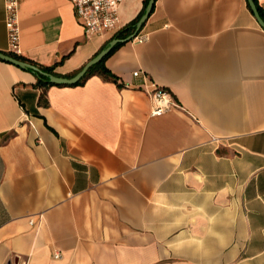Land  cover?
Returning <instances> with one entry per match:
<instances>
[{"label": "crops", "instance_id": "1", "mask_svg": "<svg viewBox=\"0 0 264 264\" xmlns=\"http://www.w3.org/2000/svg\"><path fill=\"white\" fill-rule=\"evenodd\" d=\"M19 17L20 56L57 76L118 32L88 35L69 0ZM139 33L105 61L117 79L44 90L0 60V264H264V27L248 0H156ZM149 81L179 106L151 116Z\"/></svg>", "mask_w": 264, "mask_h": 264}, {"label": "built area", "instance_id": "2", "mask_svg": "<svg viewBox=\"0 0 264 264\" xmlns=\"http://www.w3.org/2000/svg\"><path fill=\"white\" fill-rule=\"evenodd\" d=\"M75 10L77 21L88 35L119 31V6L123 0H69ZM20 0H5V26L8 32V53L21 54L20 47ZM150 38L148 33H138L131 41L144 43ZM144 89L151 99V116L163 115L179 104L172 92L155 81H149ZM55 254V257H59Z\"/></svg>", "mask_w": 264, "mask_h": 264}, {"label": "water", "instance_id": "3", "mask_svg": "<svg viewBox=\"0 0 264 264\" xmlns=\"http://www.w3.org/2000/svg\"><path fill=\"white\" fill-rule=\"evenodd\" d=\"M156 0H149L145 12L140 18L139 22L137 23L136 31L135 33L128 38V40H131L133 36L139 33L141 28L143 27L144 23L147 21L149 16L151 15L154 6H155ZM249 6L251 10L253 11L254 15L256 16L257 20L259 21L260 25L264 27V19L261 17L259 13V9L255 3L254 0H248ZM120 39H113L104 49H102L95 57H93L91 60H89L83 68L78 71L76 74H74L71 77L66 76H50V81L54 84H60V85H74L77 82H79L83 76L87 73V71L94 66L95 64L102 61V59L112 50V48L120 42ZM0 59L2 61H6L9 63H12L18 67H21L23 69H31L34 71H40L38 67H36L34 64L29 63L27 61L21 60L14 55L8 53V52H1L0 51Z\"/></svg>", "mask_w": 264, "mask_h": 264}, {"label": "trees", "instance_id": "4", "mask_svg": "<svg viewBox=\"0 0 264 264\" xmlns=\"http://www.w3.org/2000/svg\"><path fill=\"white\" fill-rule=\"evenodd\" d=\"M258 9H259V13L261 15V17L264 19V10L261 7V5L259 4L258 0H254ZM149 0H145V7L143 12L137 17L135 18L133 21H131L129 24H127L126 26H124L122 29H120L114 36V38L120 39L121 41L118 42L113 48L112 50L102 59L101 62L95 64L94 66H92L87 73L83 76V78L77 82L76 84L72 85V86H77V85H82L85 83V81L91 77L92 75L99 73L101 75H103L105 78H112V79H117V76L108 69V67L105 65V61L108 58V56H110L120 45L121 43H123L124 41H128V38L130 37L129 35H133L136 31V27H137V23L139 22L140 18L142 17V15L145 12L146 6L148 4ZM14 55V54H12ZM15 57L26 61L25 58H22L20 55H14ZM1 60V59H0ZM34 64V63H33ZM36 67H38L40 69V71H34L31 69H27L29 71H32L36 76H37V87L43 88L44 90L48 89L50 86H62L60 84H54L50 81V76H57L58 74L54 72V67L53 66H42V65H37L34 64ZM83 68V67H82ZM81 68V69H82ZM80 69V70H81ZM78 70V71H80ZM77 71V72H78ZM77 72L69 75V76H73L74 74H76ZM47 102H45L46 104Z\"/></svg>", "mask_w": 264, "mask_h": 264}]
</instances>
